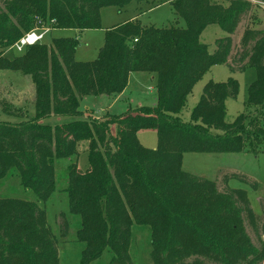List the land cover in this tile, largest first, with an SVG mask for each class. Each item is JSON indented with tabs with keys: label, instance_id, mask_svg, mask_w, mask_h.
<instances>
[{
	"label": "trees",
	"instance_id": "obj_1",
	"mask_svg": "<svg viewBox=\"0 0 264 264\" xmlns=\"http://www.w3.org/2000/svg\"><path fill=\"white\" fill-rule=\"evenodd\" d=\"M131 1L147 0H0V70L29 75L34 85L33 115L0 119V179L16 174L19 184L45 203L55 190L56 162L69 161L64 192L68 211L80 221L76 239L85 243L81 264H90L105 250L110 252L108 264H133V224L149 227L153 264H261L264 246H255L245 230V220L256 229L258 216L246 191L227 185L229 178L244 176L224 174L220 190L216 180L181 167L185 152L264 150V28L245 29L237 52L243 62L239 70H256L246 99L254 112L225 119V99L237 93L236 80L228 77L207 81L188 119L181 116L194 84L211 65L225 63L234 70L228 62L231 34L250 11L249 1L170 0L183 26H145L139 13L106 30L99 55L91 61L74 59L77 42L70 38L7 54L34 28H98L100 7L121 11ZM164 1L154 0L148 9ZM211 24L226 34L213 51L199 41ZM134 72L155 79L154 105L82 118L84 97L119 94ZM63 116L73 118L44 122ZM142 129L156 132L155 148L138 142ZM81 141H88L83 171L77 166ZM67 231L63 217L60 234ZM0 264H59L57 240L37 202L0 197Z\"/></svg>",
	"mask_w": 264,
	"mask_h": 264
},
{
	"label": "rangeland",
	"instance_id": "obj_2",
	"mask_svg": "<svg viewBox=\"0 0 264 264\" xmlns=\"http://www.w3.org/2000/svg\"><path fill=\"white\" fill-rule=\"evenodd\" d=\"M161 0H155L159 2ZM252 4L249 12L242 16L235 31L231 34L232 48L228 57L233 71L227 64L217 63L211 65L194 84L187 98L186 108L181 116L187 120L190 110L197 101L203 85L209 81H226L233 77L237 82V93L234 97L225 99V119L232 121L235 116L242 112H254V107L246 105L247 89L256 78V70L252 66H246L239 70L243 62L238 59L240 38L245 29L264 28V3L258 0H247ZM147 0L140 3L131 1L121 11L113 5L102 6L98 9L99 27L77 30L73 28H54L47 31L41 38V43L46 46L52 45L53 38H70L77 42L74 50V59L77 61H91L97 58L103 45L105 32L112 26L126 20L135 18L139 13L142 25L154 26H183L184 21L178 17L170 5V0L148 10L155 3ZM225 32L217 25H207L199 35V41L207 46L209 51L216 47V40L225 36ZM14 52L8 47L7 54ZM17 53V54H15ZM234 59V60H233ZM236 61V62H234ZM155 79L141 72L131 73L126 87L121 94L86 96L81 100L80 110L82 118H102L107 113L120 115L128 109L155 103ZM34 85L29 75H23L19 71L10 69L0 70V119L19 120V117L33 115ZM73 117H49L44 120L53 125L54 123L66 122ZM111 133L115 134L114 126L110 127ZM138 142L147 148L157 146L156 132L152 129H142L137 132ZM77 166L83 171L88 166V141H81L77 145ZM69 161L61 160L55 164V190L45 202L36 200L34 193L23 188L19 184L16 174L8 173L0 179V197L20 198L35 201L45 210L46 222L53 231L57 240L59 264H81V252L85 243L76 239V231L79 227V217L68 211V199L64 192L67 181V166ZM183 170L196 176L216 180L218 189L223 190L225 184L221 181L224 174L235 173L244 177H231L227 185L231 188H240L246 191L252 211L258 216L256 229L251 227L245 220V230L252 243L264 246V150L256 153L246 148L239 152L203 153L185 152L181 157ZM61 214H63L61 216ZM65 217L68 223V231L65 236L60 234V224ZM131 242L129 254L133 264H153L150 257V229L146 225L133 224L130 229ZM110 252L105 250L103 254L90 262V264H108ZM204 264H218L205 261ZM264 264V259L261 261Z\"/></svg>",
	"mask_w": 264,
	"mask_h": 264
},
{
	"label": "built area",
	"instance_id": "obj_3",
	"mask_svg": "<svg viewBox=\"0 0 264 264\" xmlns=\"http://www.w3.org/2000/svg\"><path fill=\"white\" fill-rule=\"evenodd\" d=\"M48 31V28H34L26 32L16 42H14L9 48L16 52H21L27 45H31L41 41L44 33Z\"/></svg>",
	"mask_w": 264,
	"mask_h": 264
},
{
	"label": "crops",
	"instance_id": "obj_4",
	"mask_svg": "<svg viewBox=\"0 0 264 264\" xmlns=\"http://www.w3.org/2000/svg\"><path fill=\"white\" fill-rule=\"evenodd\" d=\"M148 10H149V9H148ZM138 16H139V15H138ZM130 18H131V17H130ZM130 18H129V19H130ZM129 76H130V75H129ZM151 77L153 78V76H151ZM121 93H122V92H121ZM121 93H119V94H121ZM107 98H108V96H107ZM154 103H155V102H154Z\"/></svg>",
	"mask_w": 264,
	"mask_h": 264
}]
</instances>
